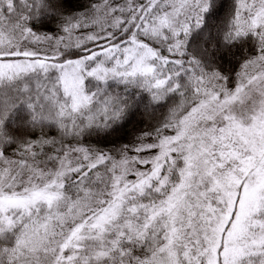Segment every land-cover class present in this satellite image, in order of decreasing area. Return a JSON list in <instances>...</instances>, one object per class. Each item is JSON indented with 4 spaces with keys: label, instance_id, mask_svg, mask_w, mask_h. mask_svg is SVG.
<instances>
[{
    "label": "snow or ice",
    "instance_id": "obj_1",
    "mask_svg": "<svg viewBox=\"0 0 264 264\" xmlns=\"http://www.w3.org/2000/svg\"><path fill=\"white\" fill-rule=\"evenodd\" d=\"M0 264H264V0H0Z\"/></svg>",
    "mask_w": 264,
    "mask_h": 264
},
{
    "label": "trees",
    "instance_id": "obj_2",
    "mask_svg": "<svg viewBox=\"0 0 264 264\" xmlns=\"http://www.w3.org/2000/svg\"><path fill=\"white\" fill-rule=\"evenodd\" d=\"M159 115V113H157ZM147 123V118L142 113H136L133 115L128 124L121 130L118 131L114 136L110 137L106 143L115 141L125 142L129 138L130 134L138 130L140 127Z\"/></svg>",
    "mask_w": 264,
    "mask_h": 264
}]
</instances>
